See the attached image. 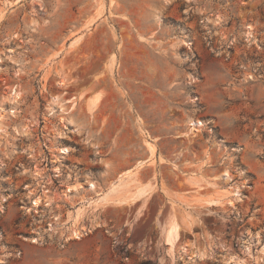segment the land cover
<instances>
[{"label": "rangeland", "instance_id": "374dc122", "mask_svg": "<svg viewBox=\"0 0 264 264\" xmlns=\"http://www.w3.org/2000/svg\"><path fill=\"white\" fill-rule=\"evenodd\" d=\"M0 106V264H264V0H0Z\"/></svg>", "mask_w": 264, "mask_h": 264}, {"label": "bare ground", "instance_id": "6f19581e", "mask_svg": "<svg viewBox=\"0 0 264 264\" xmlns=\"http://www.w3.org/2000/svg\"><path fill=\"white\" fill-rule=\"evenodd\" d=\"M249 34V32L247 33ZM9 51H11V48L9 49ZM19 97V91L17 90H12V93H11V96H10V101L12 104H14L17 100V98ZM95 98V99H94ZM93 99H90V109L94 108L95 105H96V97H94ZM6 110V108H3L2 106H0V123H1V119L3 117V113L2 111ZM51 110H55V107L52 106L51 107ZM56 110L58 111H62V112H68L66 110H64V108H62L60 105H58L56 107ZM11 116L14 115V112H15V109H14V105H12L11 108L7 109L6 110ZM5 112V111H4ZM64 119V118H62ZM197 121V120H196ZM197 123H202L200 121H197ZM194 124V123H193ZM150 149H152V147H150ZM59 152L60 153H67L69 152V149L68 147H60L59 148ZM224 176H227V172H224ZM80 189H85V190H88V191H91V192H95L97 193L98 189H99V185L97 184L96 181H89L87 183L86 186H83L81 184H79L78 186L77 185H72V186H67V188L65 189V194L67 195L69 192H72L73 190L74 191H79ZM43 190V193L45 194L48 189H42ZM227 191V190H226ZM228 194L230 195H238L239 194V189L236 188V187H232V190L231 191H227ZM43 194V196H44ZM43 197L41 195H36L35 199L33 200V207H36L38 206L41 202H42V199ZM45 203L49 202L47 199L44 200ZM215 201H211L210 204H213ZM80 211L78 209H76L75 211L72 212V214H70V221H72V223L70 224V226H68V230H69V234L71 237L73 238H79L82 233L84 234V232L78 227L75 225V220H77V216L79 215ZM56 217V216H55ZM49 228H53V224L52 223H49ZM166 239L168 240L169 243L173 244L174 241L177 239V236H178V225L177 223H175V221L171 222L170 226H168V230L166 232ZM32 241H37V238H31Z\"/></svg>", "mask_w": 264, "mask_h": 264}]
</instances>
